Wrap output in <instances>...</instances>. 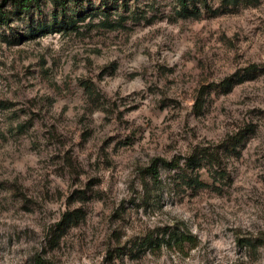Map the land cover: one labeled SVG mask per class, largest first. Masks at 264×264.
<instances>
[{"label":"rangeland","instance_id":"1","mask_svg":"<svg viewBox=\"0 0 264 264\" xmlns=\"http://www.w3.org/2000/svg\"><path fill=\"white\" fill-rule=\"evenodd\" d=\"M6 11L0 264H264V0Z\"/></svg>","mask_w":264,"mask_h":264},{"label":"trees","instance_id":"2","mask_svg":"<svg viewBox=\"0 0 264 264\" xmlns=\"http://www.w3.org/2000/svg\"><path fill=\"white\" fill-rule=\"evenodd\" d=\"M44 0H8L5 4L0 5V23H8L9 16L7 14V7L11 4L14 8L20 11L29 12L32 9L39 8ZM55 7L59 8L60 13H53L54 15L64 14L66 13L72 6L77 7L81 3L90 2L92 0H51ZM182 4H186L188 0H179ZM189 160H192L189 158ZM165 166H168L173 169H178L181 167L180 162H163ZM150 173L155 177L158 178L159 176V168L158 164L154 162L150 168ZM200 177L199 173L196 174V177ZM194 178H190L193 183Z\"/></svg>","mask_w":264,"mask_h":264}]
</instances>
